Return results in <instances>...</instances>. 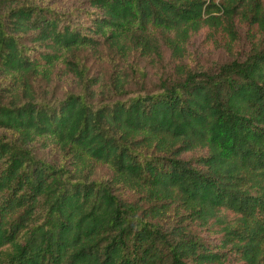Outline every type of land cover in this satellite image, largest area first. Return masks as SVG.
<instances>
[{"label": "trees", "instance_id": "16d2710c", "mask_svg": "<svg viewBox=\"0 0 264 264\" xmlns=\"http://www.w3.org/2000/svg\"><path fill=\"white\" fill-rule=\"evenodd\" d=\"M0 130V264H264V0H0Z\"/></svg>", "mask_w": 264, "mask_h": 264}, {"label": "rangeland", "instance_id": "374dc122", "mask_svg": "<svg viewBox=\"0 0 264 264\" xmlns=\"http://www.w3.org/2000/svg\"><path fill=\"white\" fill-rule=\"evenodd\" d=\"M41 4H49L56 10L60 11H69L73 8L78 6H82L87 0H35ZM190 60L193 63L199 64V62L203 65H207V63L211 64H218L225 60H228L229 54L223 49H204L201 44L200 40H196L191 46V54L189 56ZM199 61V62H198ZM92 65V70L94 72H99L101 74L109 76L112 72L113 68V61L110 55L101 50V51H94L93 54L90 52V59L89 65ZM58 92L64 93L67 89L71 87H76L75 83L71 81V79H66L63 77H59L58 79ZM3 130H0V132ZM35 150L39 155L48 156L50 158H59V154L56 152L55 149L51 148L45 150L41 148L39 145L35 146ZM94 175L93 178L95 179H108L111 176V169L103 164H98L93 169Z\"/></svg>", "mask_w": 264, "mask_h": 264}]
</instances>
